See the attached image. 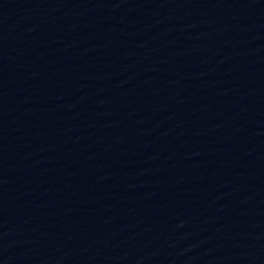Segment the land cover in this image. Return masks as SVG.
<instances>
[{
    "label": "water",
    "instance_id": "1",
    "mask_svg": "<svg viewBox=\"0 0 264 264\" xmlns=\"http://www.w3.org/2000/svg\"><path fill=\"white\" fill-rule=\"evenodd\" d=\"M0 264H264V0H0Z\"/></svg>",
    "mask_w": 264,
    "mask_h": 264
}]
</instances>
